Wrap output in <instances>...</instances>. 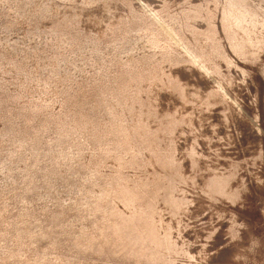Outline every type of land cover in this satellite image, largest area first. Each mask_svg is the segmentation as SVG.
<instances>
[{"label": "rangeland", "instance_id": "obj_1", "mask_svg": "<svg viewBox=\"0 0 264 264\" xmlns=\"http://www.w3.org/2000/svg\"><path fill=\"white\" fill-rule=\"evenodd\" d=\"M0 264H264V0H0Z\"/></svg>", "mask_w": 264, "mask_h": 264}]
</instances>
